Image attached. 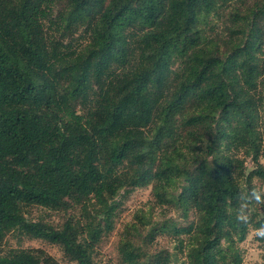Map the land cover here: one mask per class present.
I'll use <instances>...</instances> for the list:
<instances>
[{"label":"trees","instance_id":"1","mask_svg":"<svg viewBox=\"0 0 264 264\" xmlns=\"http://www.w3.org/2000/svg\"><path fill=\"white\" fill-rule=\"evenodd\" d=\"M175 179L193 220L142 237L136 215L121 264H242L264 224V206L236 220L264 182V0H0V264H64L7 237L96 264L123 195L150 186L166 205ZM172 232L173 254L136 242Z\"/></svg>","mask_w":264,"mask_h":264},{"label":"rangeland","instance_id":"2","mask_svg":"<svg viewBox=\"0 0 264 264\" xmlns=\"http://www.w3.org/2000/svg\"><path fill=\"white\" fill-rule=\"evenodd\" d=\"M247 169H251V163L249 160L246 161ZM253 184L256 187L264 186V182H261L257 179L253 181ZM186 184L181 179H175L173 183L169 185V199L170 202L166 205H160L154 196L151 193V187L145 188H136L128 195H123L121 198L122 204L120 207V211L114 222L113 231L106 237L102 239V242L99 244L97 249V256L95 259L96 264H121L119 254H118V245L120 242V238L123 235L125 227L131 223L136 222L135 216H142L144 220H148L146 229L141 230V236L143 237L147 230L153 225H174L176 228H181L187 224L188 221L193 220L194 216L192 212H188V217L185 218L183 215V210L181 209V205H179L178 200L182 196V192ZM185 193V191H184ZM120 194V195H121ZM181 195V196H180ZM185 197L186 193L184 194ZM183 208L186 206H182ZM262 216H264V209L260 210ZM32 219H48L55 226L60 225L62 222V218L56 214H48L42 210L33 209L29 216ZM135 221V222H134ZM252 229L249 230L246 240L239 244L240 249L243 253V262L242 264H264V252L262 247L260 246L257 239H255L251 235ZM178 237V236H177ZM176 236L172 232L171 234H163L157 236L154 240L152 246H144L142 242V238L136 239L137 245L143 248L147 252L154 253H162L167 251L169 253L177 252L175 241ZM6 246L7 247H23V248H41L59 262L64 264H73L68 263L63 258V254L61 250L46 241L43 240H16L12 237L6 238ZM178 264H180L183 260V256L179 255Z\"/></svg>","mask_w":264,"mask_h":264},{"label":"clouds","instance_id":"3","mask_svg":"<svg viewBox=\"0 0 264 264\" xmlns=\"http://www.w3.org/2000/svg\"><path fill=\"white\" fill-rule=\"evenodd\" d=\"M237 200L236 220L242 225L251 226L252 207L264 206V186H254L246 191H242L238 195ZM251 235L257 240H264V224L252 228Z\"/></svg>","mask_w":264,"mask_h":264}]
</instances>
